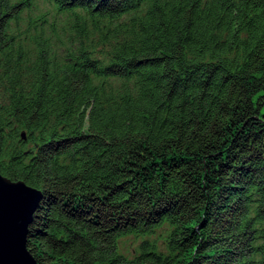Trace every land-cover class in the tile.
Here are the masks:
<instances>
[{
  "label": "trees",
  "instance_id": "trees-1",
  "mask_svg": "<svg viewBox=\"0 0 264 264\" xmlns=\"http://www.w3.org/2000/svg\"><path fill=\"white\" fill-rule=\"evenodd\" d=\"M0 172L38 264H264V0H0Z\"/></svg>",
  "mask_w": 264,
  "mask_h": 264
},
{
  "label": "water",
  "instance_id": "water-1",
  "mask_svg": "<svg viewBox=\"0 0 264 264\" xmlns=\"http://www.w3.org/2000/svg\"><path fill=\"white\" fill-rule=\"evenodd\" d=\"M42 197L40 189L0 172V264H38L27 235Z\"/></svg>",
  "mask_w": 264,
  "mask_h": 264
},
{
  "label": "rangeland",
  "instance_id": "rangeland-1",
  "mask_svg": "<svg viewBox=\"0 0 264 264\" xmlns=\"http://www.w3.org/2000/svg\"><path fill=\"white\" fill-rule=\"evenodd\" d=\"M135 240L133 238H127L124 241V250L125 251H129V249L132 247V245H135L136 242H134Z\"/></svg>",
  "mask_w": 264,
  "mask_h": 264
}]
</instances>
